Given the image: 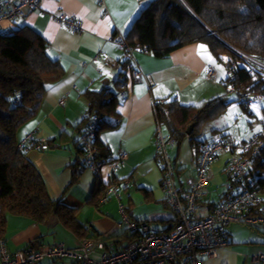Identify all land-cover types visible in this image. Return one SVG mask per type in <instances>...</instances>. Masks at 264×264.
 I'll use <instances>...</instances> for the list:
<instances>
[{
  "label": "crops",
  "instance_id": "1",
  "mask_svg": "<svg viewBox=\"0 0 264 264\" xmlns=\"http://www.w3.org/2000/svg\"><path fill=\"white\" fill-rule=\"evenodd\" d=\"M149 1L41 0L39 9L29 13L25 19L0 23L2 32L17 26H29L45 42L48 56L59 61L64 69L62 78L47 86L37 116L18 130L17 141L19 143L32 134L35 142L43 143L41 150L33 148L24 152L27 160L40 173L49 196L69 208H76V220L88 229L86 237L74 235L77 239L75 245L62 242L68 247H76L83 239L93 238L107 242L109 251H118L137 241L139 237L135 236L138 234L130 233L122 223L119 206L147 232L170 229L176 215L164 201L160 186L163 179L162 162L156 149L157 131L160 130L164 136H171L173 132L168 103L177 101L182 106H198L220 95L227 97L229 89L225 58L233 57L228 53L216 56L223 64L224 72L214 64V54L203 44L186 45L162 58L134 50L131 60L133 69H123V53L113 42V36L116 32L125 36L133 20ZM59 15L78 20L82 31L77 33L66 29L57 20ZM201 45L204 48L198 50ZM122 70L127 77V87L122 90L125 94L123 97L117 93V116L108 119L114 127L101 131L98 139L106 146L113 161L118 160L123 151L126 156L117 167L109 161L103 163L98 175L89 169L83 170L77 181L72 183V165L77 157L75 142L83 129L78 124L88 107L83 93L99 90L103 81L112 85L122 77ZM133 70L150 75L153 85L149 87L145 80L134 78ZM210 71L214 72L213 79L208 78ZM60 100H63V104H60ZM232 102H238L245 108L235 96ZM255 104L259 105L261 118L264 117V99ZM254 113L252 110L251 116ZM223 114L200 127L198 152H195L194 142L190 138L192 127L189 135L185 132L186 138L181 145L174 143L168 146H177L175 153L167 155L174 183L179 189L184 188L193 177L194 162L203 141L233 139L223 131V127H219L223 124H217ZM256 135L250 134L240 141L247 143ZM228 157L224 153L210 166L209 182L198 217H205L213 204L236 192L233 186H228L224 171ZM127 181L129 184L125 187ZM98 183H108L109 186L93 201ZM114 184L119 186L116 194H109L104 199V194ZM137 204H147L145 209L149 208L150 211L143 210L142 214L138 211L135 215L133 205ZM13 217L7 216L3 238L9 252L20 251L34 240L39 241L38 248L58 242L54 237L48 241L44 238L45 226L26 218L24 220L27 221ZM150 222L158 224L152 228ZM226 230L230 244L218 249L213 257H202V264H256L251 258L264 253V232L237 224H230Z\"/></svg>",
  "mask_w": 264,
  "mask_h": 264
},
{
  "label": "trees",
  "instance_id": "2",
  "mask_svg": "<svg viewBox=\"0 0 264 264\" xmlns=\"http://www.w3.org/2000/svg\"><path fill=\"white\" fill-rule=\"evenodd\" d=\"M124 37L131 50L145 51L154 58L198 43L215 56L230 54L237 63L235 51L264 59V0H150ZM122 64L123 69L134 67L125 58ZM121 74L112 85L103 81L99 90L83 93L88 107L78 126L84 129L94 120L99 121L93 148L96 160L103 163L109 153L98 135L114 127L108 119L117 116V93L127 87L124 70ZM63 75L59 61L48 56L45 42L29 26H17L0 34V240H4L7 216L23 217L51 230L61 225L78 238L87 236L88 229L75 218L77 209L53 200L38 170L27 160L26 154L17 149L18 130L37 116L47 86ZM231 83L244 94L264 92L259 78L248 75L241 64ZM229 103L225 95L198 106L169 102L174 142L179 144L186 129L192 127L190 138L198 152L200 127L223 114ZM75 147L77 157L72 165V183L86 170L80 163L83 150L79 140ZM245 156L250 160L246 183L264 192V144L253 155ZM108 186V183H98L93 201ZM38 245L39 241L34 240L27 246L38 248Z\"/></svg>",
  "mask_w": 264,
  "mask_h": 264
},
{
  "label": "built area",
  "instance_id": "3",
  "mask_svg": "<svg viewBox=\"0 0 264 264\" xmlns=\"http://www.w3.org/2000/svg\"><path fill=\"white\" fill-rule=\"evenodd\" d=\"M41 0H0V23H14L25 19L29 13L38 10ZM101 1V0H98ZM57 20L72 32H81V23L73 17L59 15ZM2 30L0 28V34ZM113 42L122 51L123 58L129 61L133 58L131 50L123 34L116 32ZM239 63L231 57H226L228 74V89L240 103L248 109L252 103L264 99V92H250L244 94L231 83L238 64H241L248 75L257 76L264 87V59L235 51ZM132 62V61H131ZM132 76L138 80H145L149 87L153 85L150 75H143L137 70ZM208 78H214V72L208 73ZM123 91L119 96L123 97ZM63 104V100H60ZM98 120L91 122L82 130L79 143L83 150L80 163L94 175H98L103 162L96 160L93 141L99 128ZM260 132L247 143H237L230 138H220L214 141H203L194 162V175L188 180L184 188L179 189L173 180L166 152L168 146L173 145L171 136H164L157 131L156 149L161 160L163 179L161 191L166 205L175 213L176 220L164 232H147L144 226L131 220L120 207L122 223L130 233L138 234L137 241L132 242L118 251H109L108 243L93 238H86L76 247H68L62 242H56L34 248L26 246L16 252H9L4 240H0V264H202V257H213L216 251L230 244L226 228L230 224L244 225L264 232V192L246 183L249 167V157L256 153L258 147L264 144V117L259 120ZM41 150L43 143L35 142L32 134H28L18 143L17 149L26 152L29 149ZM227 153L228 159L224 171L228 177V186L234 187L236 192L213 204L205 217H198L200 203L205 195V188L209 182V168L219 158ZM126 152L114 160L108 155L107 161L117 167ZM128 181L124 183L126 187ZM120 185V184H119ZM119 186L114 184L104 194H116ZM251 261L264 264V253L253 255Z\"/></svg>",
  "mask_w": 264,
  "mask_h": 264
},
{
  "label": "rangeland",
  "instance_id": "4",
  "mask_svg": "<svg viewBox=\"0 0 264 264\" xmlns=\"http://www.w3.org/2000/svg\"><path fill=\"white\" fill-rule=\"evenodd\" d=\"M146 5V4H145ZM213 59H214V64L217 66H219V68L221 70H223L225 72V68L223 66V64L219 61L220 59H218L215 55H213ZM226 77V76H225ZM235 95H233V93H230L228 90L227 93V99L229 101L232 102L233 97ZM254 110L255 111V115L251 116V111ZM262 113L259 110V105L257 106V104H255V102L253 104H251V107L246 109L243 107H241L238 102H232L231 104H229L226 109L224 114L222 115L221 119L219 118V121L217 122V124H223L220 125L219 127H223V131H225L226 133L230 134L229 136H231V138H233L237 143H241V138H244L245 136H248L250 134H258L261 130V125L259 123V120L261 119V115ZM169 128V124L167 122L166 125V129ZM253 136V135H252ZM186 137H183L178 145H181L183 140ZM249 141V140H248ZM247 141V142H248ZM177 146L175 147H168L167 148V153L168 154H172L176 152ZM174 156L171 155V157ZM171 165L173 166V163L171 162ZM188 165H190V161L188 162ZM175 179L177 180L178 177L175 173L174 175ZM128 191V190H127ZM147 204L143 205V204H137V205H133L134 208V212L135 215L137 214V212H141L139 214L143 213V210L146 211H150L149 208L145 209V207ZM163 211V209H162ZM14 218V217H13ZM14 219H23L24 218H17L15 217ZM27 221V220H24ZM157 222H150V226H152V228L154 225H157ZM43 234H44V238L48 240H51L54 237V240L58 241V242H66L69 245H75L77 239L74 237V235H72L69 231L65 230L63 228V226L58 225L55 227L54 230L48 229L46 227H43ZM250 229V228H249ZM53 234L49 235L48 232H52Z\"/></svg>",
  "mask_w": 264,
  "mask_h": 264
},
{
  "label": "water",
  "instance_id": "5",
  "mask_svg": "<svg viewBox=\"0 0 264 264\" xmlns=\"http://www.w3.org/2000/svg\"><path fill=\"white\" fill-rule=\"evenodd\" d=\"M190 128H191V127H188V128H187V131H186V134H187V135L190 134Z\"/></svg>",
  "mask_w": 264,
  "mask_h": 264
},
{
  "label": "snow or ice",
  "instance_id": "6",
  "mask_svg": "<svg viewBox=\"0 0 264 264\" xmlns=\"http://www.w3.org/2000/svg\"><path fill=\"white\" fill-rule=\"evenodd\" d=\"M203 48H204V46H202V45H201V46H198V50H199V49H203ZM209 59H210V58H209Z\"/></svg>",
  "mask_w": 264,
  "mask_h": 264
}]
</instances>
